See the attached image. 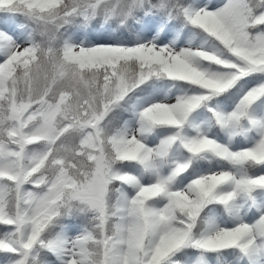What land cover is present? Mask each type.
<instances>
[{
    "label": "snow or ice",
    "instance_id": "snow-or-ice-1",
    "mask_svg": "<svg viewBox=\"0 0 264 264\" xmlns=\"http://www.w3.org/2000/svg\"><path fill=\"white\" fill-rule=\"evenodd\" d=\"M0 264H264V0H0Z\"/></svg>",
    "mask_w": 264,
    "mask_h": 264
}]
</instances>
